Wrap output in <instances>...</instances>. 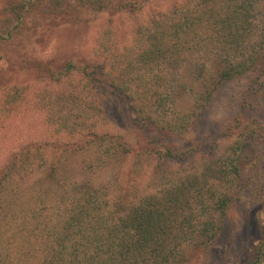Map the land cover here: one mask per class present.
<instances>
[{
	"label": "rangeland",
	"instance_id": "1",
	"mask_svg": "<svg viewBox=\"0 0 264 264\" xmlns=\"http://www.w3.org/2000/svg\"><path fill=\"white\" fill-rule=\"evenodd\" d=\"M27 1L34 0H0V168L21 144L57 138L51 126L58 120L57 104L44 115L13 110L15 99L31 97L27 87H40L41 96L49 91L53 79L55 84L64 78L69 62L91 64L102 73L93 91L105 119L102 130L121 140L89 146L74 139L63 148L46 147L42 165L46 169L53 163L58 182L43 179L42 171L1 178L0 264H43L51 256L60 201L66 197H80L88 189L94 198L98 190L100 204L109 207L120 200L130 205L178 178L197 177L201 184L205 175L204 193L191 197L192 236L182 241L170 264H251L264 252V74L254 72L220 86L203 109L207 80L196 68L213 65L214 51L201 47L191 56L195 63L159 73L157 68L143 70L134 60L144 34L163 16L198 0H45L47 7L25 11ZM252 1L259 37L264 0ZM114 77L132 89L136 109L105 83ZM74 83L79 94L90 88L84 79L77 88ZM4 92L13 100L6 108ZM72 96L58 101L59 108L67 105L60 113L67 131L95 126L94 111ZM138 115L150 117L154 125H145ZM118 142L129 150H121ZM219 159L235 163L237 173L211 178L209 167ZM222 198L227 205L220 218L216 205ZM207 222L218 225L213 240L200 234Z\"/></svg>",
	"mask_w": 264,
	"mask_h": 264
},
{
	"label": "trees",
	"instance_id": "2",
	"mask_svg": "<svg viewBox=\"0 0 264 264\" xmlns=\"http://www.w3.org/2000/svg\"><path fill=\"white\" fill-rule=\"evenodd\" d=\"M95 1L97 3V0ZM33 5L47 7V2L27 1V4H23V10L26 11V8ZM254 10L252 0H198L191 7L173 9L169 15L163 16L152 30L144 34L134 60L143 70L146 71L148 67L152 70L157 68L159 73L164 70H179L185 64L195 63L191 61V56L201 47L206 46L214 51L216 60L212 63L214 66L206 67L202 64L196 68L197 75L207 80V91L202 95V106L205 109L220 86L254 72L264 74V32L258 37ZM22 18L19 17L17 20L21 22ZM90 66L92 65L78 66L71 62L67 63L63 79H56L55 84L53 79L49 83L53 87L42 96L38 94V91H42L40 87L31 86L30 89L27 87L26 95L31 97L21 96V99H15L18 106L15 105L13 111L18 115L31 113L44 115L46 110H50L56 104L60 107L58 101L62 98L67 99L70 93L73 98L82 99L86 111H94L96 125L91 124L89 128L81 127L76 133L68 132L67 124L63 123L60 115L66 110L67 105L58 107L55 113L58 120L51 123V126L57 128L52 133L57 138L49 142L43 139L37 143L21 144L17 152L5 158L0 168V181L7 174L23 178L25 174L27 176L42 171L43 179L58 182L53 163L46 169L42 165L47 158L46 147L63 148L69 146V141L74 142V139L77 143L89 146L100 145L107 140L109 142H113V139L121 140L120 136L113 138L109 131L102 130L105 119L93 97V91L95 92L102 73L97 72L96 66ZM72 74L75 75L74 78ZM77 79L79 81L84 79L85 85L90 87L87 88L86 94L76 93V89H73L74 82V85L81 84ZM104 81L119 96L125 98L131 108L136 109L133 106V91L130 87L115 77ZM67 85L70 88L61 89ZM77 85L74 87L77 88ZM17 92L15 90V93ZM36 92L38 96L33 97L32 93ZM2 100H5L4 108L8 107V103L13 105L12 98L6 92L1 95ZM138 118L145 125L153 124L148 116L138 115ZM62 137H67L68 141L63 142ZM118 145L125 152L129 150L127 144L123 142H118ZM172 156L169 153V158ZM36 157H39L40 161L33 162ZM25 159L30 161L27 166L23 163ZM234 164L219 159L209 167V175L218 180L225 179L231 174L235 175L237 169ZM205 178L201 184L198 183L197 177L178 178L159 193L145 195L130 205L120 200L109 207L104 205L105 203L100 204L99 200L95 199L98 190H93L95 195L92 198V193L88 189L82 191L80 197L62 199L61 217L55 226L52 247L48 250L53 255L46 256L42 263L170 264L176 260L182 241L192 236L191 197L204 193L208 182L206 175ZM226 205L225 198L218 200L216 207L220 218L225 213ZM217 226L207 222L200 234L206 240H213L219 232ZM260 249L264 250V241ZM258 253L251 264H264L262 259L264 252Z\"/></svg>",
	"mask_w": 264,
	"mask_h": 264
}]
</instances>
